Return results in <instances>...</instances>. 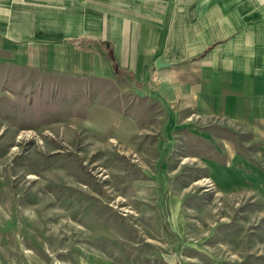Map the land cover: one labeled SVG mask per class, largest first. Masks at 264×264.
Segmentation results:
<instances>
[{
  "label": "rangeland",
  "instance_id": "rangeland-1",
  "mask_svg": "<svg viewBox=\"0 0 264 264\" xmlns=\"http://www.w3.org/2000/svg\"><path fill=\"white\" fill-rule=\"evenodd\" d=\"M154 92L0 63V264H264L248 135Z\"/></svg>",
  "mask_w": 264,
  "mask_h": 264
},
{
  "label": "crops",
  "instance_id": "crops-1",
  "mask_svg": "<svg viewBox=\"0 0 264 264\" xmlns=\"http://www.w3.org/2000/svg\"><path fill=\"white\" fill-rule=\"evenodd\" d=\"M4 59L152 88L166 108L248 135L264 165V0H0Z\"/></svg>",
  "mask_w": 264,
  "mask_h": 264
},
{
  "label": "water",
  "instance_id": "water-1",
  "mask_svg": "<svg viewBox=\"0 0 264 264\" xmlns=\"http://www.w3.org/2000/svg\"><path fill=\"white\" fill-rule=\"evenodd\" d=\"M159 64H160V62H157V63H156V66L159 67Z\"/></svg>",
  "mask_w": 264,
  "mask_h": 264
}]
</instances>
